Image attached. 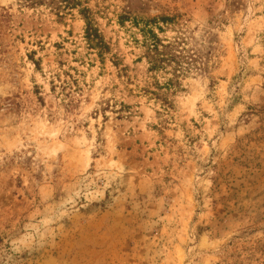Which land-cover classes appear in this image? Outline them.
I'll return each instance as SVG.
<instances>
[{"label":"rangeland","instance_id":"rangeland-1","mask_svg":"<svg viewBox=\"0 0 264 264\" xmlns=\"http://www.w3.org/2000/svg\"><path fill=\"white\" fill-rule=\"evenodd\" d=\"M127 13L201 63L164 122ZM0 264H264V0H0Z\"/></svg>","mask_w":264,"mask_h":264},{"label":"trees","instance_id":"trees-1","mask_svg":"<svg viewBox=\"0 0 264 264\" xmlns=\"http://www.w3.org/2000/svg\"><path fill=\"white\" fill-rule=\"evenodd\" d=\"M74 4L64 9H76ZM85 24L84 39L88 48L95 50L96 55L101 63L110 55L109 48L101 36L97 26L90 17L87 8L79 11ZM181 16L173 14L169 16H155L144 18L136 14H124L119 16L118 24L121 28L128 31L130 42L137 50L141 51L137 61H143L146 65V72L150 75L151 82L146 87L135 86L137 96H142L159 104V110L156 111L158 118L165 121L173 111V102L171 100L179 92H185L183 82L193 73L201 71L197 56L189 48L188 41L180 27ZM129 24L128 28L124 25ZM168 27H175V36L167 38L165 36ZM132 29V30H131ZM109 61L117 70V78L124 79L125 84H132L128 75V69L120 63L118 56L110 55ZM207 67V66H206ZM130 92H134L130 90ZM112 112L122 117L123 111L129 109L122 102L114 101ZM109 108L105 105L101 111Z\"/></svg>","mask_w":264,"mask_h":264}]
</instances>
